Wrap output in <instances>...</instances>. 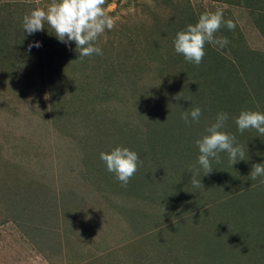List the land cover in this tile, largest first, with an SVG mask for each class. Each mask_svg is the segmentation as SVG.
Returning a JSON list of instances; mask_svg holds the SVG:
<instances>
[{"label": "rangeland", "instance_id": "obj_1", "mask_svg": "<svg viewBox=\"0 0 264 264\" xmlns=\"http://www.w3.org/2000/svg\"><path fill=\"white\" fill-rule=\"evenodd\" d=\"M49 3L0 0V264H264V136L233 119L264 114V0H106L115 27L83 59L23 31ZM217 10L229 43L187 62L176 33ZM219 112L244 160L203 175L194 141ZM117 146L142 162L126 187L100 159Z\"/></svg>", "mask_w": 264, "mask_h": 264}, {"label": "clouds", "instance_id": "obj_2", "mask_svg": "<svg viewBox=\"0 0 264 264\" xmlns=\"http://www.w3.org/2000/svg\"><path fill=\"white\" fill-rule=\"evenodd\" d=\"M106 0H50L46 7H37L22 17L23 31L32 35L45 29V24L52 29L56 38L65 44L75 42L81 59L93 54L103 55L102 49L95 42L105 32L115 27V21L105 11ZM224 24L229 30L236 25L232 20L223 19V11H205L199 15L195 24H188L182 31H178L173 39L176 53L181 54L189 63L199 65L205 56V45L225 47L229 41L226 37H217L215 33ZM40 47L39 42L29 44ZM201 108L193 107L190 111H183L181 119L185 124L199 123ZM228 113L219 112L215 121L205 128L204 134L194 141L199 151L196 163L203 170V175L213 171L211 161L221 162L220 153L228 154L231 164L244 160L245 151L236 137L226 131ZM237 129L243 133L247 129H255L264 136V114L257 111L244 110L233 117ZM100 159L104 162L108 172L113 173L122 186L126 187L129 180L135 175L138 164L142 163L139 155L127 147L117 146L110 152H101ZM195 167V165L193 166ZM199 169H197V174ZM251 179L264 177V164L252 166ZM193 187H201L200 180L193 176ZM264 183V180L261 181Z\"/></svg>", "mask_w": 264, "mask_h": 264}, {"label": "trees", "instance_id": "obj_3", "mask_svg": "<svg viewBox=\"0 0 264 264\" xmlns=\"http://www.w3.org/2000/svg\"><path fill=\"white\" fill-rule=\"evenodd\" d=\"M259 64V63H258ZM260 65H262V64H260ZM228 101V100H227Z\"/></svg>", "mask_w": 264, "mask_h": 264}]
</instances>
